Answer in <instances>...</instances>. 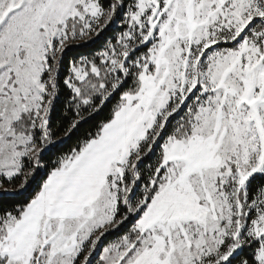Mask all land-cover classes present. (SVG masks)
<instances>
[{"label":"snow or ice","instance_id":"obj_1","mask_svg":"<svg viewBox=\"0 0 264 264\" xmlns=\"http://www.w3.org/2000/svg\"><path fill=\"white\" fill-rule=\"evenodd\" d=\"M0 264H264V0H0Z\"/></svg>","mask_w":264,"mask_h":264}]
</instances>
